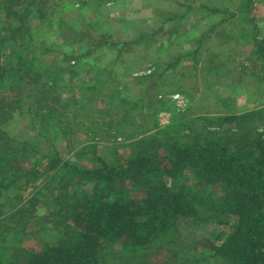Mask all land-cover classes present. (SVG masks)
<instances>
[{"label":"rangeland","instance_id":"obj_1","mask_svg":"<svg viewBox=\"0 0 264 264\" xmlns=\"http://www.w3.org/2000/svg\"><path fill=\"white\" fill-rule=\"evenodd\" d=\"M19 2L32 12L16 51L41 76L31 88L0 85V132L20 151L12 166L0 159V264L64 233L53 199L68 171L46 173L55 153L83 171L97 168L95 152L113 166L139 140L190 142L235 131L231 117L264 110L256 52L264 0H48L43 9ZM10 22L0 12L1 29ZM177 94L185 105L173 101ZM250 126L264 133V115ZM1 150L9 159L10 149ZM182 181L197 215L179 221L171 243L138 252L109 244L102 264H215L203 261L202 244L218 232L209 209L220 189L191 172Z\"/></svg>","mask_w":264,"mask_h":264},{"label":"trees","instance_id":"obj_2","mask_svg":"<svg viewBox=\"0 0 264 264\" xmlns=\"http://www.w3.org/2000/svg\"><path fill=\"white\" fill-rule=\"evenodd\" d=\"M19 1L0 0V12L11 21L7 28L0 27V85L15 82L31 88L40 81L41 69L16 51L22 46L18 36L27 32L32 12ZM47 1L34 0L32 5L43 9ZM12 37L16 38L9 45ZM256 43V52L264 60V39ZM263 115L261 110L231 117L228 121L235 131L195 136L190 142L139 140L133 143L130 157H120L113 166L95 152L93 170L73 168L55 153L46 173L62 167L68 171L53 199L64 233L42 251L23 250L21 260L2 264H102L101 252L109 244L128 252L162 250L175 238L179 221L197 215L182 181L187 172L221 192L210 203L209 221L218 232L214 240L203 241L209 253L203 261L264 264V133H254L250 126ZM2 146L10 149L9 159ZM19 152L0 132L2 164H16ZM75 180L79 190H72Z\"/></svg>","mask_w":264,"mask_h":264},{"label":"built area","instance_id":"obj_3","mask_svg":"<svg viewBox=\"0 0 264 264\" xmlns=\"http://www.w3.org/2000/svg\"><path fill=\"white\" fill-rule=\"evenodd\" d=\"M172 99H173V101H175V102L178 103V106H179V107L185 105V101H184V99H183L180 95H178V94H177V95H174V96L172 97ZM165 115H167V114H166V113L162 114V117L165 116ZM165 119H166V120H165ZM165 119H162V122H165V123L167 124L169 118H165Z\"/></svg>","mask_w":264,"mask_h":264}]
</instances>
